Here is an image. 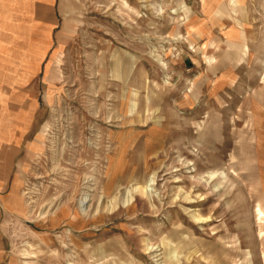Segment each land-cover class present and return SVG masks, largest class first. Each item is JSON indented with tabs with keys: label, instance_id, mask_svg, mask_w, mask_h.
<instances>
[{
	"label": "rangeland",
	"instance_id": "rangeland-1",
	"mask_svg": "<svg viewBox=\"0 0 264 264\" xmlns=\"http://www.w3.org/2000/svg\"><path fill=\"white\" fill-rule=\"evenodd\" d=\"M12 5L0 264H264V0Z\"/></svg>",
	"mask_w": 264,
	"mask_h": 264
},
{
	"label": "crops",
	"instance_id": "crops-1",
	"mask_svg": "<svg viewBox=\"0 0 264 264\" xmlns=\"http://www.w3.org/2000/svg\"><path fill=\"white\" fill-rule=\"evenodd\" d=\"M25 1L27 0H0V16L2 17L4 16L6 19L9 20L8 12L3 11V10H4V7L6 6V3L8 5H12V3H14V5H12L14 6V10H13L14 15L17 17V19L20 18L19 14L21 10V4L25 3ZM29 1H32V0H29ZM34 1H37V0H34ZM39 1H42V0H39ZM24 10H26L25 7H24ZM17 19H15V21ZM4 30L5 31L0 30V33L2 34L5 33L6 35L10 37L12 35H17V32H16L17 30L16 31H14V29L12 30L9 22H8L7 28ZM9 40L10 38L7 39V41ZM11 164H12L11 155L5 154L4 152L0 153V208L5 206V202L7 200V197H5L4 195L6 194L8 182H9L10 175H11ZM2 261H3L2 256L0 254V263Z\"/></svg>",
	"mask_w": 264,
	"mask_h": 264
},
{
	"label": "bare ground",
	"instance_id": "bare-ground-1",
	"mask_svg": "<svg viewBox=\"0 0 264 264\" xmlns=\"http://www.w3.org/2000/svg\"><path fill=\"white\" fill-rule=\"evenodd\" d=\"M206 186V185H205ZM83 203H84V200H81V202H80V204H81V207H83ZM82 209V208H81ZM82 211H84V209H82ZM193 219L194 220H197L198 222L199 221H203V219L198 215V217L197 216H195V217H193Z\"/></svg>",
	"mask_w": 264,
	"mask_h": 264
}]
</instances>
